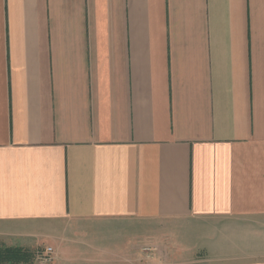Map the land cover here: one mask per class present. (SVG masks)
<instances>
[{"label":"crops","instance_id":"1","mask_svg":"<svg viewBox=\"0 0 264 264\" xmlns=\"http://www.w3.org/2000/svg\"><path fill=\"white\" fill-rule=\"evenodd\" d=\"M0 248L264 264V0H0Z\"/></svg>","mask_w":264,"mask_h":264},{"label":"trees","instance_id":"2","mask_svg":"<svg viewBox=\"0 0 264 264\" xmlns=\"http://www.w3.org/2000/svg\"><path fill=\"white\" fill-rule=\"evenodd\" d=\"M40 252L21 248H0V264H30Z\"/></svg>","mask_w":264,"mask_h":264},{"label":"built area","instance_id":"3","mask_svg":"<svg viewBox=\"0 0 264 264\" xmlns=\"http://www.w3.org/2000/svg\"><path fill=\"white\" fill-rule=\"evenodd\" d=\"M51 249H46L44 252H40L39 254H37L36 258L38 259H43L44 261H48L50 254H51Z\"/></svg>","mask_w":264,"mask_h":264},{"label":"rangeland","instance_id":"4","mask_svg":"<svg viewBox=\"0 0 264 264\" xmlns=\"http://www.w3.org/2000/svg\"><path fill=\"white\" fill-rule=\"evenodd\" d=\"M139 249L142 251V252H148L150 249H152L151 247H148V246H146L145 247V245H142V246H139Z\"/></svg>","mask_w":264,"mask_h":264}]
</instances>
